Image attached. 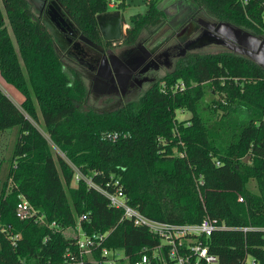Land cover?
Returning a JSON list of instances; mask_svg holds the SVG:
<instances>
[{"label":"trees","instance_id":"obj_1","mask_svg":"<svg viewBox=\"0 0 264 264\" xmlns=\"http://www.w3.org/2000/svg\"><path fill=\"white\" fill-rule=\"evenodd\" d=\"M57 1L96 41L102 40L97 14L112 2L123 12L130 5L127 0ZM160 1L146 0V12L130 16L125 43H134L143 28L161 24ZM3 2L15 39L0 6V73L24 100L18 105L0 86V131L19 129L7 178L0 179V264H77L79 227L97 236L84 264H107L105 248L122 250L129 264L143 252L152 257L150 264H164L153 256L161 237L125 218L84 177L109 190L118 180L129 203L153 219L178 224L216 219L225 227L199 241L222 264H247L250 258L264 264V68L232 51L194 52L139 101L84 112L80 107L88 92L81 75L65 67L35 5ZM192 2L219 20L264 34V0ZM36 101L49 138L30 119H38ZM178 110L190 111L191 117L180 119ZM110 131L122 134L116 140L102 137ZM50 141L66 153L59 157L64 178ZM77 170L84 177L73 185ZM250 180H256L257 191L248 188ZM21 197L36 215H19ZM53 221L57 226H50Z\"/></svg>","mask_w":264,"mask_h":264},{"label":"flooded vegetation","instance_id":"obj_2","mask_svg":"<svg viewBox=\"0 0 264 264\" xmlns=\"http://www.w3.org/2000/svg\"><path fill=\"white\" fill-rule=\"evenodd\" d=\"M34 5L39 8L41 16H50L52 20L53 12L47 3ZM159 7L165 14L164 20L157 25L165 26L161 40L158 38L155 40L152 37H145L143 40L137 38L134 43H125V45L120 43L121 40L106 41L103 37L102 40L96 41L84 34L73 21L71 26L59 23V28L69 32L66 55L85 70L91 81V89L96 95L118 98L122 105L131 102L129 101L131 97L142 91L145 84L155 83L159 70H170L174 66V59H177L178 63L188 54L197 52L187 49L186 46L205 31L218 33L215 30L217 25L214 30L210 28V25L213 22L218 24L222 21L188 12L174 22L173 16L160 5ZM126 33L124 30L123 37ZM223 47L234 52L226 46ZM60 54L63 57L64 53ZM64 65L69 71L71 70L65 62Z\"/></svg>","mask_w":264,"mask_h":264},{"label":"rangeland","instance_id":"obj_3","mask_svg":"<svg viewBox=\"0 0 264 264\" xmlns=\"http://www.w3.org/2000/svg\"><path fill=\"white\" fill-rule=\"evenodd\" d=\"M128 3H130L128 9L123 12L124 14V26L127 27L125 30L126 32L128 29L131 27V22H130V16L132 14H137V13H145L147 10V4L146 0H127ZM32 3V2H31ZM159 5L163 7L169 15L173 16V21L179 17H181L184 13H195L198 16L202 17H213L210 14H208L204 9L200 8L197 6L195 3L192 2V0H163L159 2ZM0 6L3 10V13L5 15L6 22L8 23V17L6 10L4 8V2L3 0H0ZM116 9L115 7H110L109 10H114ZM33 10L36 12V14H39V10L33 6ZM68 15V14H67ZM69 16V15H68ZM70 17V16H69ZM215 18V17H214ZM70 19L76 24V22L70 17ZM43 21L47 25L48 29L50 32L53 34L57 49L59 53H64L63 54V62L69 65L70 67V72H78L81 75V78L85 84L86 90L88 92V99L86 104L82 105L80 107V110L87 112V111H92V112H106L113 110L115 108H118L122 103H120V100L118 98L112 97V96H99L96 95L92 89H91V81L86 75L85 70L76 62L71 60L67 55L66 51V43H67V37L69 36L68 31H63L57 23L53 20L50 19V16H43ZM77 25V24H76ZM8 26L10 28V33L14 38L13 32L11 30V27L8 23ZM78 26V25H77ZM164 31H165V26H148L143 28L139 34L138 38L139 40H143L145 37L149 38L152 37L153 39L157 40L158 39H163L162 36H164ZM253 32V31H252ZM260 34V33H259ZM264 35V34H261ZM155 36V37H153ZM120 43L125 45V41L122 38ZM199 53H220V52H225L228 51L227 48L219 45H210L201 49L196 50ZM175 63L172 69L166 70V69H161L159 72H157V78L156 81L160 80L163 76L167 75L171 71H173L177 64V59H174ZM155 81V82H156ZM0 86L1 88L18 104L21 105L22 101L24 100V95L13 85L7 83L5 79L2 77L0 73ZM152 86V84L147 83L143 87V90L140 91L137 94H134L129 101L131 102H137L139 101L140 97ZM211 99L210 95H207V101ZM36 107H37V117L38 119L31 117V121L46 135L47 138H49V133L45 130L44 122L42 119L41 111L39 104L36 101ZM177 115L180 119H189L191 117V112L190 111H182L178 110ZM18 135H19V129L17 127L7 129L4 131H0V179L4 180L7 178V174L9 171V167L12 163L13 160V152L18 140ZM51 143V152L54 156V158L57 161V167L59 171V175L61 178H64L63 175V170L61 168V165L59 163V157H65L66 153L59 147L56 146L52 141ZM247 159V157L245 158ZM10 186H12V182L10 181ZM72 184H76V179L72 181ZM248 188L251 189L252 191H257V182L256 180H250L248 182ZM69 233V231H67ZM117 256H120L122 260H117L111 264H129L128 259L126 258L125 254L123 253L122 250L119 251V254ZM112 258V257H111ZM251 259V258H250Z\"/></svg>","mask_w":264,"mask_h":264},{"label":"built area","instance_id":"obj_4","mask_svg":"<svg viewBox=\"0 0 264 264\" xmlns=\"http://www.w3.org/2000/svg\"><path fill=\"white\" fill-rule=\"evenodd\" d=\"M112 2L110 7H113ZM119 131H110L103 134V138L116 140L121 136ZM80 177H84L78 170L76 172V180ZM84 179L91 186H94L100 190L108 199L112 206L123 210L124 217L132 220L137 225H145L151 232L158 235L162 239L160 244L153 254V256H159L163 260L164 264H169L166 258L174 260V264H193L192 257L196 256L194 264H199L200 260H203L205 264H222L218 255L212 253L207 245L202 244L199 241L200 236H210L212 232L218 228H223L225 225H218L216 219L205 217L199 223H185L178 224L168 221H162L150 218L144 215L138 208L129 203V198L125 192L123 186L118 180L115 181L116 187L114 190H109L95 184L92 178ZM240 200H243L240 197ZM18 213L21 217H32L37 214V209L32 203L25 197H21V201L18 205ZM85 218L84 215L81 219ZM42 222L45 223L42 216H40ZM50 226H57V223L53 221ZM77 244L79 247V253L81 259L77 264H84V256H90L93 253V247L96 245V235H88L82 231L79 227L77 231ZM103 239V236H100ZM164 244L168 246L165 250ZM120 250H110L105 248L103 255L108 257L107 264H111L117 261L120 256ZM112 257V258H111ZM152 257L147 252H143L140 259L136 264H150ZM247 264H255L253 259H249Z\"/></svg>","mask_w":264,"mask_h":264},{"label":"water","instance_id":"obj_5","mask_svg":"<svg viewBox=\"0 0 264 264\" xmlns=\"http://www.w3.org/2000/svg\"><path fill=\"white\" fill-rule=\"evenodd\" d=\"M33 4H48L52 9V20L59 25H73L70 17H67L62 5L57 0H30ZM101 35L106 41L122 40L124 30L123 11L120 9L107 10L96 16ZM217 25V27H215ZM212 31H205L202 35L193 39L186 46L189 50L201 49L213 44L223 45L240 55L248 56L258 65L264 68V35L257 34L230 22H213L210 25ZM96 45V44H95Z\"/></svg>","mask_w":264,"mask_h":264}]
</instances>
